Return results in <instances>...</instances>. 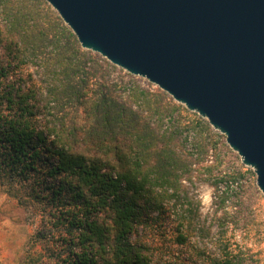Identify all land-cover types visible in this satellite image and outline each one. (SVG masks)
<instances>
[{
    "label": "trees",
    "instance_id": "trees-1",
    "mask_svg": "<svg viewBox=\"0 0 264 264\" xmlns=\"http://www.w3.org/2000/svg\"><path fill=\"white\" fill-rule=\"evenodd\" d=\"M115 71L44 0H0V181L41 208L18 264H151L158 250L170 255L155 229L167 203L187 198L192 171L154 119L177 123L179 107L162 91L127 87ZM202 124L186 129L210 130ZM194 211L175 228L179 245ZM209 264L235 263L225 254Z\"/></svg>",
    "mask_w": 264,
    "mask_h": 264
},
{
    "label": "water",
    "instance_id": "water-1",
    "mask_svg": "<svg viewBox=\"0 0 264 264\" xmlns=\"http://www.w3.org/2000/svg\"><path fill=\"white\" fill-rule=\"evenodd\" d=\"M80 47L205 119L264 195V0H44Z\"/></svg>",
    "mask_w": 264,
    "mask_h": 264
},
{
    "label": "rangeland",
    "instance_id": "rangeland-1",
    "mask_svg": "<svg viewBox=\"0 0 264 264\" xmlns=\"http://www.w3.org/2000/svg\"><path fill=\"white\" fill-rule=\"evenodd\" d=\"M112 76L121 78L129 88L161 91L146 79L117 67ZM118 93L127 100L128 90L120 88ZM171 100L179 107L173 114L177 123L166 118L161 124L154 119V125L160 124L161 133L168 130L174 134L177 149L187 157L192 172L190 180L183 182L187 198L178 204L167 203V217L159 222L161 228L155 229L165 234L160 239L166 241L164 247L170 255L161 256L158 250L151 264H209L225 254L235 264H264V195L256 185L255 173L242 164L223 134ZM196 120L207 123L210 130L198 126L188 131V124ZM196 139L202 140V148L194 147ZM6 183L0 181V264H18L30 234L38 226L41 208L30 203L24 190L16 196L12 189L8 192ZM187 209L191 215L185 212ZM194 209L198 216L185 231L186 243L179 245L174 241L175 228L181 224L182 229L187 227Z\"/></svg>",
    "mask_w": 264,
    "mask_h": 264
}]
</instances>
